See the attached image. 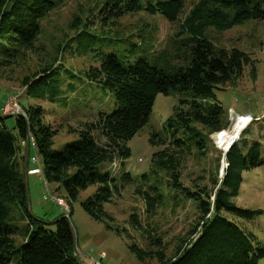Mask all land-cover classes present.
<instances>
[{"label":"trees","instance_id":"1","mask_svg":"<svg viewBox=\"0 0 264 264\" xmlns=\"http://www.w3.org/2000/svg\"><path fill=\"white\" fill-rule=\"evenodd\" d=\"M62 2L0 0L1 67L34 49L41 32L40 20ZM184 8V0H103L98 16L104 25L140 11L160 14L176 23L180 38L177 47L185 57L178 64L160 55L150 62L138 57L125 64L115 54L101 55L98 65L86 70L85 76L113 93L115 109L99 112L84 123L77 130L78 137L62 148H52L57 130L45 122L41 105L24 106L26 117L16 118L14 131L0 119V264H80L73 253L67 219L52 221L56 228L50 229L46 225L51 223L36 218L28 209L23 175L28 131L34 144H30L28 167L31 155L36 153L46 186L56 184V190L64 192L58 196L68 201L95 185L81 206L108 228L126 234L130 240L127 246L139 263L155 259V264H258L264 259V242L234 220H251L263 210L243 208L233 201L243 170L263 163L259 140L240 137L226 153L222 175L215 170L197 175L189 185L183 181L187 157H204L210 135L228 127L227 109L217 100L216 92L239 78L246 67L253 72L255 69L249 54L235 46L216 47L207 30L223 31L250 19H264V0H197L186 12ZM76 22L71 24L75 30L81 21L76 18ZM54 61L22 78L21 86L29 95L53 98L60 92ZM170 91L183 98L165 120L164 134L150 133V142L163 148L151 155L149 169L133 177L124 164L113 166L116 160L129 157L128 141L148 121L156 96ZM106 162L110 164L102 167ZM125 187H131L144 206L141 213H130L126 223L144 236L146 247L133 240L126 227L112 225L114 217L106 209ZM182 200L194 204L195 222L167 255L162 238L152 233L155 228L148 223L143 227L142 219L151 218L166 202L176 206ZM63 215L64 211L56 218ZM16 234L22 237L19 245L15 243Z\"/></svg>","mask_w":264,"mask_h":264},{"label":"rangeland","instance_id":"2","mask_svg":"<svg viewBox=\"0 0 264 264\" xmlns=\"http://www.w3.org/2000/svg\"><path fill=\"white\" fill-rule=\"evenodd\" d=\"M157 1V0H154ZM197 0H184L185 12ZM103 0H63L40 20L41 32L35 41V47L23 57L17 58L11 65L0 66V85L5 91L11 92L18 105H41L44 109V120L57 130L53 136V149H60L65 144L78 137L77 130L84 123L93 120L99 112L111 113L115 109L113 93L101 84L90 81L85 71L98 65L103 54H115L125 64L143 57L149 62L156 55L171 64L181 63L185 52L178 46L177 24L171 23L160 14H148L144 11L126 14L115 24L104 25L99 19L98 9ZM80 23L79 29L71 28ZM207 36L216 47L235 46L245 51L254 60V72L250 67L243 74L216 92L217 100L227 109L228 127L226 133L238 118L247 120L239 137L261 142V158L263 163L242 172V182L238 195L233 198L237 206L251 209H262L263 213L251 220L234 217L241 227L251 231L259 242H264V19H250L243 24L235 25L223 31L207 30ZM55 59L54 66L59 74L60 92L53 98H35L29 95L21 86L25 75L38 71L45 63ZM183 98L178 92L159 93L152 105L146 124L128 141L130 155L120 161L130 174L139 176L149 169L151 155L162 149L163 145L150 142L153 131L164 134V122L172 114L173 109ZM2 103V102H1ZM12 112L16 110L14 101L10 105ZM247 117V118H246ZM8 129L16 125V117L5 119ZM210 135L211 143L207 154L198 158L187 157L183 166V181L189 185L197 175H208L213 171L220 174L222 168L221 149ZM33 149V148H32ZM33 153V152H32ZM30 164L32 165L31 159ZM102 164V167L109 165ZM224 166V164H223ZM221 175V174H220ZM55 195H63L62 189L56 190L57 185L48 184ZM96 189L95 185L88 186L75 200H66L70 210L68 218L72 223L77 237L79 256L84 263H92L100 259L103 264H142L128 248L130 241L126 234H118L100 220L92 218L81 206V201ZM30 206L34 216L47 220L49 223L56 219L63 210L47 196L44 180L38 174L29 175ZM141 199L133 193L131 187H125L119 196L106 205L107 211L114 217L112 225L126 227L129 235L142 247H146L144 236L131 228L126 222L130 213L143 210ZM67 214L64 211V215ZM196 209L190 201H180L176 206L170 201L151 218L143 216V227H154L152 233L162 238L166 254L171 255L177 239L183 236L194 224ZM51 221V222H50ZM24 225L23 221H18ZM148 223V224H147ZM55 229L53 223L46 225ZM15 243L21 244L22 237L14 236ZM132 240V239H131ZM155 248V247H154ZM158 248V247H156ZM155 248V249H156ZM151 259L147 264H155ZM146 264V263H145ZM258 264H264L261 259Z\"/></svg>","mask_w":264,"mask_h":264},{"label":"water","instance_id":"3","mask_svg":"<svg viewBox=\"0 0 264 264\" xmlns=\"http://www.w3.org/2000/svg\"><path fill=\"white\" fill-rule=\"evenodd\" d=\"M11 116H14V117H19V116H21V117H26V114H25V112H22V111H12V112H10V113H5V114H0V119H6V118H8V117H11ZM247 118V117H246ZM223 130H221V131H219V132H215L214 134H218V133H221ZM239 137V135L237 136V138ZM236 138V139H237ZM235 139V140H236ZM31 141V137L29 136V131H28V135H27V137H26V139H25V142H24V160H23V175H24V185H25V191H26V197H27V204H28V209H29V211L30 212H32V210H31V206H30V193H29V179H28V177H29V175H28V159H29V152H30V142ZM235 143V141L234 142H230L229 144H228V146H227V148H226V150H224L223 151V154H222V163L224 164V166H223V164H222V168H221V171H220V174L222 175L223 174V171H224V168L226 167V165H227V163H226V161H225V156H226V153L228 152V150L232 147V145ZM62 217H65L66 219H67V221H68V225H69V228H70V230H71V233H72V237H73V253H74V255L76 256V258H77V260H78V262L80 263V264H86V263H84L82 260H81V258H80V256H79V250H78V246H77V237H76V231H75V229H74V227H73V225H72V223L70 222V220H69V218H68V214H65V215H63V216H61V217H58V218H56V219H54V220H52V221H57L58 219H60V218H62ZM51 222V221H50Z\"/></svg>","mask_w":264,"mask_h":264},{"label":"built area","instance_id":"4","mask_svg":"<svg viewBox=\"0 0 264 264\" xmlns=\"http://www.w3.org/2000/svg\"><path fill=\"white\" fill-rule=\"evenodd\" d=\"M14 98L12 96H7L6 98H1L0 97V102H2V105L0 107V111L2 112V114L8 113L11 108L10 105L12 104V102L14 101L15 105H16V110L15 111H22L24 112V110L20 107V105H18L16 103L15 100H13ZM31 146L33 147L34 144L32 142V139L30 141ZM32 165L30 167H28V175H35L38 174L39 176L42 177V179L44 180L43 176H42V171H41V167L39 165V159L36 153H33L30 157ZM113 166H116V162L112 163ZM45 182V180H44ZM46 185V182H45ZM47 189V196H44L43 198L47 199L49 198L50 200H52V202H54L57 206H59L63 211H65L67 214H69L70 210L67 208L66 205V200L58 195L53 194L50 189L48 188V186H46ZM93 264H103L102 261L100 259L98 260H93L92 262Z\"/></svg>","mask_w":264,"mask_h":264},{"label":"bare ground","instance_id":"5","mask_svg":"<svg viewBox=\"0 0 264 264\" xmlns=\"http://www.w3.org/2000/svg\"><path fill=\"white\" fill-rule=\"evenodd\" d=\"M247 124V120L244 118H238L233 122L232 127L223 134L215 136V140L217 142V145L223 149L226 150L228 144L230 142H234L238 135H240L243 127Z\"/></svg>","mask_w":264,"mask_h":264},{"label":"crops","instance_id":"6","mask_svg":"<svg viewBox=\"0 0 264 264\" xmlns=\"http://www.w3.org/2000/svg\"><path fill=\"white\" fill-rule=\"evenodd\" d=\"M11 92H7V90L5 91V88H3L1 85H0V97L1 98H6L7 96L11 95L10 94ZM2 103L0 102V107H1ZM29 179V177H28Z\"/></svg>","mask_w":264,"mask_h":264}]
</instances>
